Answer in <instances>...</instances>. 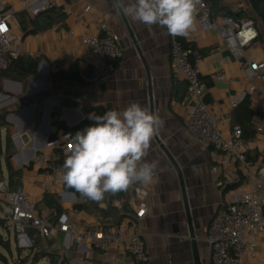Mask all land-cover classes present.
<instances>
[{
    "label": "crops",
    "instance_id": "1",
    "mask_svg": "<svg viewBox=\"0 0 264 264\" xmlns=\"http://www.w3.org/2000/svg\"><path fill=\"white\" fill-rule=\"evenodd\" d=\"M127 2L70 0L64 10L66 18L62 24L34 33L30 26L23 24L31 17L29 12L23 10L21 1H12L15 16H21L18 33L21 54L38 58L39 67L37 75L23 81L1 80L0 114H12L10 120L7 116L10 127L0 130L2 147H5L4 137L6 140V134L10 131L17 154H21V168L35 162L31 169L24 170L22 186L35 203L40 216L50 219L52 212L43 200L46 193L54 194L63 212L80 202L85 203L79 221L83 226L94 227L102 220L95 204L76 196L73 198L71 193L66 195L63 183L58 180L54 181L50 192L33 184L42 174L38 162L44 152L58 147L64 152L72 150L67 136L61 135L57 142H49L51 134L55 133L51 114L55 108H60L61 119L67 126L73 127L85 118L82 107L122 111L132 102H139L164 121L157 136L161 143L154 137L144 158L155 165L156 181L147 186L133 184L124 191L123 199L113 200L112 205L117 207V211L107 215L111 218L110 224L118 225L134 216L138 208L145 207L147 214L141 222V230L150 255V260L145 264H195L179 173L161 148L163 145L175 158L182 174L199 242L201 264H212V250L207 239L210 221L231 196L249 191L251 182L245 180L234 165L223 164V153L202 145L186 130L185 121L193 103L186 81L171 68L172 36L166 28L148 26L124 15L122 8ZM219 4L235 14L244 10L246 16H256L249 0H219ZM86 5L91 6L89 11L84 10ZM221 17L213 13L214 20ZM104 20L117 31L124 54L117 61L118 66L111 80L103 86H96L89 81L91 67L87 57L90 50L83 41L86 37L95 36L97 24ZM261 22L259 30L262 36L246 48L243 58L227 48L223 34L205 30L197 14L194 30L186 37L179 36L201 53L202 80L208 88L205 100L220 121L224 133L228 134L232 127L240 125L241 115L237 119L236 113L238 107L232 112L231 102L239 100L240 104L246 96L250 98L253 111L250 126L255 136L245 142V149L254 162L264 158V83L244 69L242 63L247 59L256 62L264 60V24ZM75 70L80 75L79 81L64 79L60 75L61 72L69 75ZM218 76L224 79H217ZM151 86L153 102L150 100ZM252 86L255 90L250 92ZM231 112L233 116L228 121ZM13 164L20 169L15 158ZM212 167L220 169L218 175L212 173ZM228 181L231 182L229 185H239L230 190ZM104 200L110 201L109 194L105 195ZM102 205L99 204L101 209L107 208L104 201ZM49 238L52 239V250L49 252L57 256V264H138L129 255L97 251L69 240L61 232L54 231ZM251 252L254 256L249 254L243 264H264V228L258 233L256 246ZM40 263L51 264L47 258Z\"/></svg>",
    "mask_w": 264,
    "mask_h": 264
},
{
    "label": "built area",
    "instance_id": "2",
    "mask_svg": "<svg viewBox=\"0 0 264 264\" xmlns=\"http://www.w3.org/2000/svg\"><path fill=\"white\" fill-rule=\"evenodd\" d=\"M13 0H0V71L7 69L21 54L19 36L20 21L12 7ZM24 11L32 18L40 10L49 8L67 9L70 0H19ZM80 2L82 0H71ZM64 5V6H63ZM63 6V8H62ZM90 5L84 7L85 11ZM64 11V12H65ZM238 16H222L214 20L209 0H201L197 16L205 30H214L223 34L227 48L234 54L245 57V50L262 36L259 30L260 19L246 16L244 10ZM241 14V15H240ZM32 29V27H29ZM97 34L86 37L84 45L90 50L87 63L91 67L90 83L96 86L107 84L116 70L115 62L123 58L124 50L120 37L108 21H100L96 26ZM202 56L192 47H185L178 37L171 38V68L188 86V95L192 107L185 121L186 130L206 147L213 148L225 156L223 164L230 163L251 182L249 191L238 193L223 204L210 222L207 239L212 250V264H243L256 246L258 233L264 228V158L254 162L245 149L243 130L232 127L226 134L221 130L220 121L210 109L205 97L208 90L202 80ZM242 66L264 83V60L260 62L246 60ZM217 79H224L218 76ZM255 87L250 89L254 91ZM239 100L231 102L232 112L238 107ZM228 114L231 121L233 113ZM57 149V148H56ZM56 149L44 152L38 165L42 174L33 182L46 192L53 188L54 181L64 183L62 179L64 160L70 154ZM220 169L212 167V173L218 175ZM230 181L227 185L230 186ZM9 214L13 232L26 244L29 241V228L37 229L44 237L52 236L55 231L64 233L71 241L87 245L97 251H115L129 255L136 263L145 264L150 260L141 222L147 209L140 207L134 216L118 225L105 226L101 222L94 227L83 226L79 221L81 210L74 207L62 212L55 224L38 214L35 203L24 187L7 195Z\"/></svg>",
    "mask_w": 264,
    "mask_h": 264
},
{
    "label": "clouds",
    "instance_id": "3",
    "mask_svg": "<svg viewBox=\"0 0 264 264\" xmlns=\"http://www.w3.org/2000/svg\"><path fill=\"white\" fill-rule=\"evenodd\" d=\"M201 0H128L122 11L134 21L166 28L173 37L194 30ZM91 126L72 137V150L62 165L64 183L81 196L101 203L106 194L127 191L133 184L155 183V165L145 161L164 121L139 102L122 111L89 116Z\"/></svg>",
    "mask_w": 264,
    "mask_h": 264
},
{
    "label": "trees",
    "instance_id": "4",
    "mask_svg": "<svg viewBox=\"0 0 264 264\" xmlns=\"http://www.w3.org/2000/svg\"><path fill=\"white\" fill-rule=\"evenodd\" d=\"M209 4L211 6L212 14H218L221 16H231L236 17L238 14L232 13L228 11L225 7L220 6L219 0H209ZM241 15V14H240ZM66 18V13L62 9L57 8H49L46 9L39 14H37L35 17H29L26 21H22L23 24L26 23L28 26H31V31L36 33L39 31H44L52 28L53 26L57 24H62ZM178 39L182 42V44L185 47H190V44H187L184 42L179 36H177ZM118 62H115V67L117 68ZM38 67H39V61L36 57H29V56H20L17 60H14L10 66L0 71V94L3 93L1 80L2 79H11L15 81H23L27 77L35 76L38 74ZM61 77L64 79L70 78L72 81H79L80 75L78 73V70H75L73 73H69L67 75L65 72H61ZM251 106V100L248 96L244 98V100L239 104L238 109L236 111L237 113V119L238 116L241 115L240 127L243 130V137L245 142L247 140L252 139L255 136V131L252 130L250 120L253 115V111L250 108ZM85 114L84 120L73 127L67 126V124L61 119V109L55 108L54 111L51 114V125L53 129L55 130V133L51 134L49 138V142H57L60 139V136H67L69 137V140L72 143V137L76 134L78 131H82L84 128L91 126L93 124V121L89 119V116L93 113L96 115H102L105 111H107L106 108L103 107H95L93 110H89L86 108H83ZM7 116L8 113L0 114V130L3 127H10V124L7 122ZM2 150V149H1ZM58 152H63V149L61 147H58L56 149ZM1 154L4 155L5 159V169L7 171V177L4 174V170L0 161V212L5 215L6 217L9 214V211L7 208H9V204L6 200V197L9 193L16 191L19 187L23 185L24 180V170L25 169H31L34 166L35 162H31L30 164L17 169L13 164V159L17 155V149L15 147V144L13 142L12 133L10 131L6 134V140H5V152ZM239 183L233 184L228 186V188L235 189ZM64 191L67 193H73L75 196L83 200L87 203H93L98 208V212L102 215L101 223L105 226H111V218L107 215L109 213H115L117 211V207L112 205L113 200H121L125 197V192L117 193L116 195L109 194L110 201L107 202L104 200L105 203H107L106 209H101L99 207L100 203L93 202L83 196H81L79 193L75 191V189L69 188L65 183H63ZM7 204L6 211L3 209V206ZM45 206L50 209L52 213H50L49 217L50 219H46L42 217L44 220L50 222V223H56L59 216L62 214L63 209L58 202V198L54 194L46 193L44 200H43ZM103 202V201H102ZM125 206V203H124ZM76 208L82 210L85 208V203H78L75 206ZM104 218V219H103ZM10 222V219L7 217L4 218L2 215L0 216V227H2L4 230H7L9 228L7 226V222ZM117 225V224H116ZM10 230V228H9ZM32 234H31V233ZM29 234L34 236L35 234H39L42 238H49L44 237L40 234V232L35 228H29ZM0 247L7 252V255L3 253L0 249V264H9L8 262V255H12V243L10 241V238H4L3 234L0 233ZM37 258H39V262H41L44 259H49L51 264H57V256L54 255L51 252H45L43 255H39ZM38 263V262H37Z\"/></svg>",
    "mask_w": 264,
    "mask_h": 264
},
{
    "label": "rangeland",
    "instance_id": "5",
    "mask_svg": "<svg viewBox=\"0 0 264 264\" xmlns=\"http://www.w3.org/2000/svg\"><path fill=\"white\" fill-rule=\"evenodd\" d=\"M16 17L19 21H21V16L19 14H16ZM4 141H5V137H4ZM2 142H3L2 136L0 135V143H1L0 144V161H1V164L4 170V174L7 177L4 155L1 154V152L2 153L5 152V147H2ZM6 208H7V204L3 206V209L5 211H6ZM7 210L9 211V208H7ZM1 215L7 219L6 214L3 215L0 212V216ZM7 226L10 228V230L9 228H7V230H4L2 227H0V233L3 234L4 238L9 237L12 243V255L11 256L8 255L9 264H41L38 261L39 258L37 257L39 255H43V253L45 252L52 250L51 248L52 239L42 238L39 236V234H35L34 236H32L31 235L32 233L30 232L31 234H29V241H25L26 244H23V241L21 242V238L13 232L11 222L8 221ZM0 249L1 251H3L5 255H7V252H5L1 247Z\"/></svg>",
    "mask_w": 264,
    "mask_h": 264
},
{
    "label": "water",
    "instance_id": "6",
    "mask_svg": "<svg viewBox=\"0 0 264 264\" xmlns=\"http://www.w3.org/2000/svg\"><path fill=\"white\" fill-rule=\"evenodd\" d=\"M117 1V0H116ZM251 6H252V10L253 12L256 14V16L262 21V23L264 24V0H249ZM118 4V2H117ZM119 7V6H118ZM43 10H40V12H42ZM127 24V22H126ZM127 27H129V25L127 24ZM152 86L149 88V91L151 93V98L150 100L153 102V96H152ZM71 109V108H68ZM12 114L8 115V119L10 120ZM155 139L161 143L160 139L156 136ZM161 148L165 151L166 155L168 156V158L170 159L172 165L177 169L178 173H179V177H180V182H181V188H182V195H183V202H184V210L187 216V222H188V229H189V236H190V240L192 242V247H193V256H194V261L195 264H201L200 261V252H199V242L197 240V235L195 233V229L192 223V216H191V210H190V206H189V202L186 196V191H185V187H184V181L182 180V174L180 172L179 166L175 160V158L173 157V155L166 149L164 148L163 145H161ZM20 153L17 154L14 158H15V163L18 165V167L21 168V163L19 162V158H20ZM66 195L68 193H65ZM72 197L75 198V194L71 193ZM211 222V221H210Z\"/></svg>",
    "mask_w": 264,
    "mask_h": 264
}]
</instances>
